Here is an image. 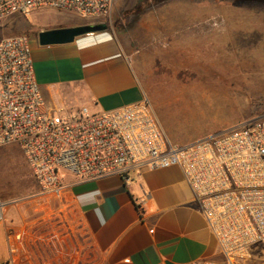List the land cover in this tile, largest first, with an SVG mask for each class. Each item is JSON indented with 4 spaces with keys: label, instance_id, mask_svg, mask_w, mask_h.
I'll list each match as a JSON object with an SVG mask.
<instances>
[{
    "label": "crops",
    "instance_id": "crops-1",
    "mask_svg": "<svg viewBox=\"0 0 264 264\" xmlns=\"http://www.w3.org/2000/svg\"><path fill=\"white\" fill-rule=\"evenodd\" d=\"M30 23L35 77L45 100L109 112L145 95L136 52L110 30L67 45L41 46L42 31L80 26ZM16 158L7 160L3 149ZM17 181H10L7 167ZM89 182L67 177L69 189L46 197L16 145L0 148V264H192L221 260L218 243L176 167ZM15 202V203H12ZM15 250V253H12Z\"/></svg>",
    "mask_w": 264,
    "mask_h": 264
},
{
    "label": "built area",
    "instance_id": "built-area-1",
    "mask_svg": "<svg viewBox=\"0 0 264 264\" xmlns=\"http://www.w3.org/2000/svg\"><path fill=\"white\" fill-rule=\"evenodd\" d=\"M114 1L0 0V24L43 8L106 19ZM11 145L20 148L46 197L69 189L67 177L130 182L133 172L179 168L221 256L192 264H264V118L180 146L164 132L146 97L99 113L51 104L35 77L30 38L18 35L0 41V148ZM7 205L0 201V224Z\"/></svg>",
    "mask_w": 264,
    "mask_h": 264
},
{
    "label": "rangeland",
    "instance_id": "rangeland-1",
    "mask_svg": "<svg viewBox=\"0 0 264 264\" xmlns=\"http://www.w3.org/2000/svg\"><path fill=\"white\" fill-rule=\"evenodd\" d=\"M52 21L105 25L136 52L139 84L175 144L264 118V0H115L100 20L43 8L2 22L0 41ZM11 150L3 149L9 161L18 156Z\"/></svg>",
    "mask_w": 264,
    "mask_h": 264
},
{
    "label": "water",
    "instance_id": "water-1",
    "mask_svg": "<svg viewBox=\"0 0 264 264\" xmlns=\"http://www.w3.org/2000/svg\"><path fill=\"white\" fill-rule=\"evenodd\" d=\"M107 30L105 25H83L69 28H60L42 31L38 34L41 46L67 45L78 37Z\"/></svg>",
    "mask_w": 264,
    "mask_h": 264
}]
</instances>
